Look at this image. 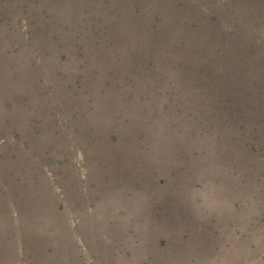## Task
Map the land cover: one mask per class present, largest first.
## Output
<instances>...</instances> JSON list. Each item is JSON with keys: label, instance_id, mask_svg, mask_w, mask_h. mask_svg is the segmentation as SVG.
<instances>
[{"label": "rangeland", "instance_id": "374dc122", "mask_svg": "<svg viewBox=\"0 0 264 264\" xmlns=\"http://www.w3.org/2000/svg\"><path fill=\"white\" fill-rule=\"evenodd\" d=\"M54 1L59 6L42 0L50 11L54 10L48 31L41 36L37 32L31 33L32 38L36 36L42 40L53 35L49 46L51 55L40 62L39 70L38 63H34L37 70L34 73L31 66L23 70L28 73L7 68L2 73L3 68L0 69V123L4 124L5 117L9 124H17L18 129L25 130L23 119L27 121L29 115L39 114V110L32 99L26 109H21L17 105V96L26 92L31 95L33 79L45 83L54 81L58 89L51 96L53 100L70 116L83 119V124L76 119L60 127V131L62 136H73V132L81 135L73 142L78 149L82 146L88 148L91 171L86 178L92 186L86 185L82 189L84 196L79 197L76 187L67 185L57 163L47 169L48 165L38 156L33 142L29 155L19 153L10 162V175H6L11 182L9 189L20 199L15 200L19 207L14 209L10 203H2L0 196V264L22 262L17 255L20 253L19 244L24 245L22 249L29 256L40 246L42 250L50 248L46 255L53 252V264H69L75 257L67 250L76 243L79 246L77 255L89 259L94 252L86 254L81 246L91 249L94 241L98 246L107 241L106 236L112 234L110 227L116 221L117 210L124 216L123 233L135 236L133 242H140V245L145 229L140 223L151 213L154 217L157 213L164 215L163 223L155 226L154 222L149 228L167 227L159 228L162 232L158 231V236H167L170 264H264V220L253 219L259 216L258 209H264V179H261L264 164L257 162L258 155L252 153L250 143L243 140V136L247 140L251 132L248 127L242 130L243 135L237 129L226 133L219 122L217 134L208 131L211 118L207 116L209 109L205 102L209 92L201 96V76L204 79L205 73L199 72L200 66L196 63L203 61L195 62L196 56H191L194 47L199 46L195 40L199 39L201 32L209 33L210 36L205 38L207 41L219 37L216 25L225 18L222 8L228 5L225 3L228 0H181L184 2L182 9L172 2L162 20L159 16L149 18L158 15L159 7L164 3L173 0ZM262 2L253 1L251 7L243 8L242 12L250 18L245 21V26L250 29L236 35L232 44L227 43L235 53L241 41L249 42L250 38L256 50L264 54ZM84 5H89L90 10L86 6L87 13L80 14ZM189 5L190 12L185 16L183 9ZM233 5L236 6L235 1ZM103 6L109 7L108 13ZM250 8L251 17L246 11ZM134 9L139 13H134ZM181 17H185L182 22ZM207 18H213L215 22L205 27L202 23ZM15 19H10L7 24L0 21V58L12 62H16L19 56L7 54L4 49L25 41L27 25ZM209 49L198 50L201 59L208 58ZM246 49L252 47L246 46ZM21 50L24 59L29 58L31 51L23 46ZM254 58L259 59L257 55ZM151 61L154 68H150ZM0 63H3L1 59ZM199 64L205 67V72L209 69L204 63ZM12 72L18 85L15 90L11 89L12 85H4L5 77L9 78ZM179 73H185L180 81ZM61 77L76 84L80 93L74 94L66 89ZM176 92L178 94L173 96ZM176 96H181L183 101H176ZM256 96L254 94L248 100H255ZM6 102L14 104V112L6 108ZM47 102L40 101V104ZM255 109V114L264 115V102ZM61 121L63 123V117ZM261 127L262 133L256 134L264 139V122ZM3 130L8 131L9 127ZM102 132L108 138L112 134L117 138L110 143L98 141L97 136ZM21 136L31 141L29 133L22 132ZM3 149L0 148V153ZM79 158L82 162V156ZM8 163L7 157H0V164ZM100 165L102 170L98 171ZM100 175L105 177L98 181ZM160 175L164 176L159 180L160 184L152 185V181L161 179ZM237 177L242 180L237 181ZM111 182L115 186H128L131 194L121 199L118 193L114 197L109 188L106 189L108 192L100 191ZM32 187L38 191L34 196ZM233 191L237 197L234 206L231 202ZM49 199L53 207L58 201L65 204L59 210L57 225L53 224L57 243L51 244H47ZM76 201L87 205L91 214L98 216L93 230L96 234L98 232L96 240L89 236V214L83 217V223L80 222L79 207L74 205ZM189 218L191 221H187ZM144 225L149 232L147 222ZM204 228L212 235L209 240L196 234ZM181 234L188 236L180 238ZM25 246H30V250ZM1 247L8 255H3ZM217 252L219 260L210 258ZM99 255L96 253L94 258ZM132 258L143 262L147 256L137 251Z\"/></svg>", "mask_w": 264, "mask_h": 264}, {"label": "trees", "instance_id": "16d2710c", "mask_svg": "<svg viewBox=\"0 0 264 264\" xmlns=\"http://www.w3.org/2000/svg\"><path fill=\"white\" fill-rule=\"evenodd\" d=\"M234 1L236 3L235 7L233 5ZM253 1L263 3L262 1L264 0H228L227 2H225L228 3L227 6H224L222 8V11L224 12L223 16L225 18L224 20H220L219 24L216 25V31L219 33V37L217 38V40H214V38L212 39V37H210V39L214 41H207L205 40V38L210 36L209 33L206 31L201 32L199 39L195 40L196 44H198L199 46H193L194 50L191 56H196L194 57L195 62L200 60L203 61L196 63H198L197 66H200L198 67L199 72L203 73V75L205 73L204 79L203 76H201V81L203 82L201 86L203 90L201 92V96H204L207 92H209L208 96L206 97L207 100L205 102V106H207V109H209V112H207V116H210L211 118V123L208 128V131H210V133L213 132L212 135L217 134L219 130V128H217V125L219 122H221L222 128L226 133H230L232 129H237L242 134V130L248 127L251 132L247 135V140L244 136L243 140L244 142L248 141L250 143L249 148L251 152L258 155L259 161L257 162L264 164V139H262V137L259 138L260 135L256 134L262 133L263 131V127H261V124L264 122V115L255 114V107L259 106L264 102V54L256 50L257 47L255 46L254 41L250 40V38L249 42L241 41V43L238 45L239 47L236 50V53L231 50V44L232 42H235V36L242 35L245 30L247 31L248 29H250V27L245 26V21H249L250 18L246 17V12L243 13L242 10L245 7H251L250 2ZM93 2H96V0H93ZM172 2H175L176 6L182 9V4L184 2H182L181 0L167 1L166 3H164L163 6L159 7L158 15H154V17L149 19H156L159 16L160 20H162L165 14L168 13L169 5ZM48 3L52 4L53 6H59V4H57L54 0H48ZM104 3H106V0H104ZM86 6L90 10V6ZM86 6L84 5V7L80 9V14L82 12L87 13ZM103 7L105 10H107L106 12L108 13L109 7ZM152 9H150L149 12ZM190 9V5L187 6V8L183 9L185 16L189 14ZM52 11H50L47 6L43 4L42 0H0V21L3 20L7 24L10 23V19L13 20L14 17H16V22L20 21L23 23H27V25L25 26L26 30L24 32L25 41L13 47L4 49L5 53L13 54L14 56H19V59L16 62H12L3 57L0 58L3 62L2 64L0 63V69L3 68L1 71L2 73L5 68L10 69L12 71L14 70L17 73L21 71L23 73H28L24 72L23 70H28L30 66L32 67V73L39 70L40 62L43 59H47V57H49L52 53L51 49H49V46L51 43L50 40H53L54 37L52 35L50 38H45L44 40H42L38 39V37L36 36L32 38V35L35 34L34 32H37L39 36H41V34H44V32L48 31L50 24L49 20L51 19V16L53 14ZM136 11H138L139 13V10L134 9V13ZM246 11L248 12L249 17H251L252 8L247 9ZM100 12L104 13L102 11ZM150 13L152 14V12ZM230 13H232V15ZM226 14H229L230 16H227ZM184 19L185 17H181L180 21L182 22ZM231 20L233 22H231ZM153 21L150 20V22ZM214 22L215 21L213 20V18H207L203 21L202 25L206 27L210 23ZM60 25L61 24H59V26ZM64 27L67 28V26ZM11 29H13V27H11L10 30ZM254 36L258 35L254 33ZM196 37L197 35H195L194 38ZM201 42H203L204 45L201 44ZM228 42H230L231 44H227ZM34 43H36L35 47L32 46V44ZM37 45L41 46V48H36ZM21 46H23L25 50L31 51L29 58L24 59V52L21 50ZM246 46L252 47V49H246ZM203 49L206 51L209 49V55L207 54L208 58H200L198 50L201 51ZM19 52L22 56H20ZM255 55H257L259 59L254 58ZM35 62L38 63L37 70H35ZM53 63L56 65L54 59ZM199 63H204V65L207 66L209 69L205 72V67H201V64ZM150 68H154L153 61H151ZM14 75V72H12V75H9V78L5 77L4 80V85L13 86L11 87L12 90H15V88L18 86L15 80L16 76ZM177 77L180 81L181 78L185 77V73H179ZM164 78L165 77H163V79ZM33 80H35L31 88L33 92L31 93V95L27 92L19 94V96H17V101H19L17 105H19L18 107H20L21 109H26L28 107L27 105L31 104L29 100L32 99L36 103L35 105L39 110V114L29 115L27 121H24L23 119V127L26 122L25 130H22V128L18 129L17 124L16 126L14 124H9L5 117L3 119V123L5 125L0 123V148L4 147L2 153H0V157H7L9 159L8 164H0V196L2 197V203H10L9 205L14 209H17V207H19L20 204L16 203V201H20V199L17 198L18 196L15 197V194H12L13 190L11 188L9 189L11 182L10 178H8V176L6 175H10V172L8 171L9 168H12L10 162L15 160L16 156H19V153H26L29 155V147L32 142L36 146L35 151L37 152L38 156L44 159L45 164L48 165L47 169H50L52 165L57 163L60 166L61 171L64 173L67 185H74L76 187V191L78 192L79 197L84 196L82 194V189H84L86 185H88L90 188L92 186L88 183V180L86 178L87 173L91 171L90 163L87 159L88 148H83L82 146V149H78L75 146V142H73L75 141L74 139L81 137V135L77 132H73V136H62L60 131V127L62 128V126H64L65 124L70 123L73 120L76 121V119H78V121L82 123L83 119L77 118L74 115L70 116V114L64 112L61 105H59L53 100V97L51 96L54 95L58 89V86L54 81L45 83L41 79ZM216 81L220 82V84H215ZM168 82L172 81L169 80ZM64 87L74 94L80 93L76 84L70 83L66 80H64ZM176 94L178 93L176 92L175 94H173V96H175ZM254 94H257L256 99L249 101V97ZM174 99L178 102L183 101V98L181 96H176ZM40 101L48 102L40 104ZM46 104H52L53 107ZM5 106L8 110L14 112L15 106L13 103L6 102ZM62 117L63 123L61 121ZM8 127V131H2L3 128ZM253 129L255 130L253 131ZM22 132L29 133V139L31 138L30 142L28 139L25 140L24 138H22ZM221 134L222 136H225L224 133ZM106 135V133H100L99 136H97L99 137L98 141L101 139L104 140L106 143H110L114 142L117 138L116 134H112L110 138H108ZM8 137H11V139L7 140ZM59 141L62 144H60ZM11 150L13 152H11ZM81 156L83 158L82 162L79 158ZM101 170L102 165H100L98 168V171ZM68 171L71 174L68 173ZM102 173H105V171H102ZM103 177L101 175L100 177H97L98 181L100 179L103 180ZM159 178L161 179L157 178L152 181V185H159V180H162L164 176L160 175ZM261 179H264V168L262 170ZM69 180L74 183H70ZM239 180L242 179L237 177V181ZM194 185L195 187H198L197 184ZM107 188L113 190L114 197L117 195L116 193L120 194L121 199H123L125 195L128 196L131 194V192L127 189L128 186L125 185L124 187H121L120 184L115 186L112 184V182L104 186L100 191H104L103 193L108 192L106 190ZM79 190L81 194L79 193ZM37 193V189L35 187H32L31 194L34 196ZM233 193L234 196L231 199L232 206L237 203L236 194L234 191ZM55 199L56 198L52 200ZM52 200L49 199L47 203V236H49L47 244L57 243V240L54 239L55 235L53 233L55 231H53V224L56 223L57 225V218L60 215L59 210L63 209L65 206L63 201H58L53 207L51 205ZM74 205L79 207L77 212H79V214L81 215L80 222L83 223V217H87V213L89 214V216L87 217L88 219H90V222L88 224V228L90 229V231H88L89 236L91 240L93 238L96 240L98 232L96 234L93 230H95L94 223H98V220L96 218L98 216H93L90 210L87 209V205H81L80 201L74 202ZM234 209L239 208L235 207ZM248 215L249 217L254 216L250 214ZM257 215L259 216H254L253 219H259V222H262L264 220V209H258ZM163 216L157 213L154 217L151 213V215L149 214V216L140 223L145 228L144 233L141 234L140 245V242H133L132 238H135V236L132 235L131 237L130 235H126L123 233L122 229L124 216L119 210H117L115 217L116 221L112 222V228L110 227V233L112 234L106 236L107 241L99 243V246L97 245L96 241H94L95 244H93V247L91 249L86 247L84 248L83 246H81L84 249V253L86 254H91L94 252L93 256H88L89 259L82 255H77L76 251L79 246L77 247L75 243V245L70 250H67L68 254L74 255L75 257V259L69 264H125L124 262H126L127 260L129 261L126 262V264H170L168 255L170 254V251L166 242L167 236H158V231H160L159 228H162L165 225H161V227L159 228L155 227L156 229L149 228L150 225L154 222L155 226H157L156 224L159 225V222H162L161 220L163 219ZM85 219L86 218H84V220ZM211 220L212 219H210V222L212 223L213 220ZM187 221H191V218H189V220ZM146 222L148 224V228L150 229L149 232L146 229L147 225H144L146 224ZM206 228L201 229L199 233L196 234L200 238L202 237L203 239L205 238L206 240H209L212 235L209 234V232L205 231ZM238 231L239 228L235 231V233ZM100 233L104 235L102 231H100ZM187 236L188 234H181L180 238H186ZM127 239L129 240L127 241ZM142 239L145 240L142 241ZM125 245H127V248H125ZM19 246L20 248L18 249V252L20 253H18L17 255L19 256V261H22L20 264H53V261L51 259L53 256V252L46 255V252H48L50 248H47L46 250L45 248H43L42 250V247L40 246L36 250L33 249V254L30 253L31 256H29V254L25 253L22 249V246L24 245L19 244ZM98 247H100L99 250ZM25 249L30 250V246H25ZM70 251L73 252L71 253ZM137 251H141V253L143 252V254L147 256V259L143 262L133 259L132 257ZM1 252L3 253V255H8V252L2 249V247ZM96 253H98V255L100 254L98 258H94V255ZM219 257L220 256L218 252L216 254L213 253L210 256V258H215L216 260H219Z\"/></svg>", "mask_w": 264, "mask_h": 264}]
</instances>
